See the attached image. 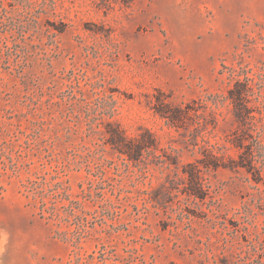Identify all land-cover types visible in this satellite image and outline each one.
Here are the masks:
<instances>
[{
  "label": "rangeland",
  "instance_id": "374dc122",
  "mask_svg": "<svg viewBox=\"0 0 264 264\" xmlns=\"http://www.w3.org/2000/svg\"><path fill=\"white\" fill-rule=\"evenodd\" d=\"M0 264H264V0H0Z\"/></svg>",
  "mask_w": 264,
  "mask_h": 264
}]
</instances>
